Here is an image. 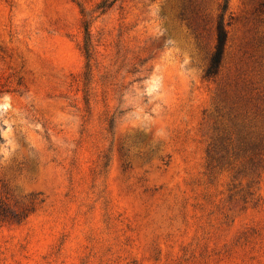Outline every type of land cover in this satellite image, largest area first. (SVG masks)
I'll return each instance as SVG.
<instances>
[{
    "label": "rangeland",
    "instance_id": "374dc122",
    "mask_svg": "<svg viewBox=\"0 0 264 264\" xmlns=\"http://www.w3.org/2000/svg\"><path fill=\"white\" fill-rule=\"evenodd\" d=\"M0 204V264H264V0H0Z\"/></svg>",
    "mask_w": 264,
    "mask_h": 264
},
{
    "label": "trees",
    "instance_id": "16d2710c",
    "mask_svg": "<svg viewBox=\"0 0 264 264\" xmlns=\"http://www.w3.org/2000/svg\"><path fill=\"white\" fill-rule=\"evenodd\" d=\"M110 5H107L106 2H102L101 5L98 7V9L105 10L109 7ZM228 8V4L225 1L224 5L222 6V10L226 11ZM89 22L85 21L84 23V32H85V47H84V52L87 58L90 56V44H89V36H90V30H89ZM216 43L214 47V51L210 57L208 67L205 71V77L208 79H213L215 78L221 69L223 60H224V55H225V49L226 45L228 42V31L226 29V26L224 24V16L223 14L220 15L219 20L216 25ZM19 215H14V219H19ZM0 218L1 219H6L8 218V215H6V211L3 210L2 204H0Z\"/></svg>",
    "mask_w": 264,
    "mask_h": 264
}]
</instances>
